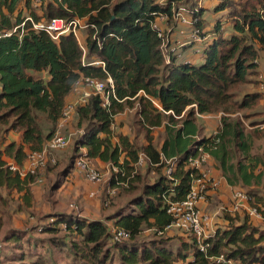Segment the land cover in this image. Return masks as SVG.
I'll list each match as a JSON object with an SVG mask.
<instances>
[{
    "label": "trees",
    "instance_id": "obj_1",
    "mask_svg": "<svg viewBox=\"0 0 264 264\" xmlns=\"http://www.w3.org/2000/svg\"><path fill=\"white\" fill-rule=\"evenodd\" d=\"M18 1L0 0V28L21 23L20 17L15 23L8 17ZM179 1L160 5L157 0H42L39 10L44 19L84 20L88 25L81 31L85 52L73 34L54 41L44 32L29 31L21 41L17 36L0 39V202L18 196L25 207L30 206L35 177H20L8 164L22 167L28 153L41 151L81 77L111 78L115 98L107 110L101 108L98 96L77 107L75 127L84 134L74 151L84 150L88 160L116 167L119 181H124L122 172L131 173L140 152L150 159L153 166L149 167L156 173L150 182L139 175L129 180L130 188L124 192L131 198L125 208L104 220L46 215L45 221L52 222L47 220L40 233L47 240L10 231L2 238L11 249L6 262L7 258L9 263L56 264L49 258L52 245L65 264H217L213 259L221 255L238 264H264V225L255 227L245 215L242 219L226 216L223 224L227 225L205 240V252L185 232L165 231L172 222L169 206L185 200L190 191L187 163L199 148L214 158L228 185L240 186L260 202L255 188H264V155H249L253 132L240 117H231L240 113L242 120L249 121L264 102L257 62L264 52V0H220L214 11H228L230 34L223 37L224 32L216 27L218 35L205 50L202 63L173 66L165 63L161 40L151 24L157 14L171 17L172 4ZM31 15L41 20L34 10ZM83 58L103 62L104 69L83 66ZM32 74H44L47 79ZM135 103L140 107L144 135L141 147L129 136L113 133L116 114ZM215 114H221L218 131L201 138L198 116ZM163 122L159 146L150 130ZM260 123L253 121L249 126ZM12 134H18L17 141ZM195 136L200 139L195 141ZM162 158L177 159L171 179L162 173ZM111 182L113 186L114 178ZM111 227L123 230L127 239L114 241ZM147 230L152 231L151 237L142 238ZM5 261L2 256L0 264Z\"/></svg>",
    "mask_w": 264,
    "mask_h": 264
},
{
    "label": "built area",
    "instance_id": "obj_2",
    "mask_svg": "<svg viewBox=\"0 0 264 264\" xmlns=\"http://www.w3.org/2000/svg\"><path fill=\"white\" fill-rule=\"evenodd\" d=\"M9 1V0H8ZM29 3L32 9L39 10L42 0H25ZM166 0H159L160 5H165ZM201 5L198 7H191L188 9L182 4H172L171 17L165 14H157L155 20L151 24L152 29L156 32L158 38L161 40L160 50L166 64L177 66L180 64H192L189 60H181V51L184 48L193 46L194 44L201 45L200 48L195 50L196 53L204 56L205 50L213 42H211L210 36L206 35L202 30L201 23ZM200 13V14H199ZM199 14V16H198ZM37 16L41 20L33 19L30 12L28 16L23 17L21 23L13 26L12 28L2 29L0 28V39L11 36H17L21 41L29 31L44 32L52 40L58 41L61 36L67 34H73L78 44L85 52L82 44L80 33L85 30L88 25L85 24L83 19L73 18L69 20L51 18L44 19L41 13ZM164 23V26L161 24ZM200 26V27H199ZM174 28H177V32L180 36L186 37L183 40H178L172 37ZM205 34V35H204ZM258 65L259 61L257 60ZM83 66H97L104 69V63L94 60L92 62H85L82 59ZM260 87L264 88L263 76H259ZM74 95V100L67 103L63 110L61 118L59 119L53 136L45 142L39 152H30L26 156L25 164L22 167H18L13 163L8 164L10 171L17 172L20 177L26 175H35L41 168L44 167V158L46 154L55 153L65 150L72 137L79 132L66 133L70 131L68 129V123L76 115L77 107L85 106L91 97L98 96L101 100L100 106L103 109L110 107V100L115 98L114 84L111 78L101 81L91 77H81L71 90ZM140 95V93L138 94ZM134 99V98H133ZM154 106L161 110L159 104L152 100ZM139 109V104L135 103L134 106ZM166 115L170 112H165ZM200 116V115H199ZM198 116V117H199ZM221 116V114H220ZM264 120V110H263ZM258 129H264V123L257 126ZM83 130L80 131V137L83 136ZM202 138V137H201ZM195 141H198L200 137H193ZM196 148V146H194ZM198 154L195 157L189 159L187 168L191 171V186L190 191L187 194L185 200L181 202L172 203L169 206L168 213L172 217V222L165 228V231L180 230L193 237L197 241L198 248L201 252H205L207 245L205 240L211 238L215 234L213 230V217L201 211L200 203L206 199V196L211 193H216L220 188V180L218 181L213 176V170L210 162V155L204 152L201 148L197 149ZM85 152L75 158L74 166L75 170L92 185H100L103 181L100 171L94 169L85 157ZM176 158L165 160L162 158L164 167L162 173L169 179H171L172 171L176 165ZM113 171L112 178H114V184L118 187H125L129 180L133 179L137 175V170L144 166H153L150 159L143 153L138 154L137 161L133 164V170L130 174L122 172L120 176L124 177V181H119V171L116 167L107 164ZM111 182V181H110ZM230 206L228 208L229 215L232 214H244L252 221H260L264 223V204H254L253 198L244 191L237 189L232 190L230 195ZM52 219H48L47 223H51ZM45 224V223H44ZM112 238L116 242H122L127 239L128 234L123 230L115 229L111 227ZM42 227L38 228L41 231ZM3 250L2 244H0V259L2 258L1 252ZM217 264H238L225 258L224 256H218L213 259Z\"/></svg>",
    "mask_w": 264,
    "mask_h": 264
},
{
    "label": "rangeland",
    "instance_id": "obj_3",
    "mask_svg": "<svg viewBox=\"0 0 264 264\" xmlns=\"http://www.w3.org/2000/svg\"><path fill=\"white\" fill-rule=\"evenodd\" d=\"M200 1L202 0H180L179 3L190 9L193 6L198 7V4L202 5ZM208 4L209 9H203V12H208L207 18L209 19L211 16H213V9L211 8H213L215 5L212 3V0H208ZM23 9H26L25 2L20 0L16 4L14 11L8 15L9 20L12 23H15L18 17L22 19L23 17L28 16V12L24 11ZM225 24L223 25V28H225L224 26H227ZM228 34H230L229 28H225L223 37H226ZM84 60L85 62H92L87 61L86 58H84ZM37 77H39V75H37ZM263 110L264 104H262V106L253 113V117L249 121L242 120L240 113L235 114L234 118L240 117V120L243 122L245 127L246 125L249 126L253 121L263 123ZM138 111L139 108L136 105L132 107L127 106L122 110V112L116 114L113 123V133L115 135L117 133L125 134L124 132H128L131 134V136H134L133 141L141 147L144 143V135L139 124L140 117L138 116ZM165 124L166 122H163L161 127L150 130L151 134L155 138L156 144L159 146L164 137L163 126ZM75 125L76 115L73 116V120L71 121V128L74 132H79L74 136V138L72 137V141L70 142L69 146L63 151L46 154L43 161L44 167L41 168L35 175H33L36 180L35 183L31 185L33 200L31 201L30 206L25 207L24 202L20 201L18 196L12 201L4 202V200H2L0 202V244L3 246L1 255L4 257V261L5 257L11 255V249L2 243V238H4L7 233L10 234V231L24 232L26 235L28 234L29 237L35 236L34 238H43L47 240L48 237L45 234L40 233L38 230V228L43 226L48 220L47 219L45 221L46 215L65 213L70 215L73 214L80 218L86 217L88 219L104 220L110 214H113L119 209L125 208L127 202L131 198L130 195H126L124 192L125 189L128 190L130 188L129 185L125 187H118L114 184L112 186L113 183L110 181L112 179L113 171L109 166H107V164L105 166H101L97 164L98 162L95 160H88L89 164L102 174L103 181L100 185L96 186L86 181L75 170V158L84 153V150L80 149H78L77 153L74 151V148L77 147L75 143L80 137V131H82V129H77ZM143 125L148 127L145 123H143ZM251 131L253 132L252 140L254 144L252 153L262 155L264 152L263 134L260 133V131ZM66 133H72V131H68ZM204 134L205 133L202 132L200 136L206 137ZM10 137L17 138L18 134H12ZM112 139L113 143L117 142L116 137ZM214 168H216V165L212 166L213 170H215ZM137 175L140 176L141 180H146V182H150L156 177L154 167L149 166L139 168L137 170ZM215 178L219 181L220 177L215 176ZM138 185L139 184L137 183L135 186ZM234 188L246 192L245 189H242L238 185ZM255 189H257L255 191L259 193V198L264 202V188L259 186ZM91 192L93 196H90ZM228 192V194H224L223 199H221L219 195H215L214 198L210 200V202H206V199H204L203 202L207 204L202 206L200 205L199 207L202 212L213 217V222L216 221V224L213 226V230L215 231L219 227H225L227 225V223L223 224V220L226 216H229L227 210L230 206V201L228 198L231 191ZM1 194L2 196L5 195L4 192ZM263 202L253 198L254 204L263 205ZM235 215V218H237V215H239L238 217L240 219L244 217V214ZM253 225L255 227H260L264 224L254 222ZM33 228H36L34 229L35 233L30 234L32 233L30 230ZM151 234L152 231L147 230L143 232L142 238L151 237ZM178 234L181 235L180 233ZM187 236V238L190 237L188 234ZM48 243H46L47 250L50 249L48 247ZM51 247L52 252L49 255L50 260L56 264H65L62 259V255L58 254L55 247L52 245ZM6 260L7 262L5 261V264H10L11 262L12 264H19L13 260L9 263L7 258ZM24 261L29 262V259L26 258Z\"/></svg>",
    "mask_w": 264,
    "mask_h": 264
},
{
    "label": "crops",
    "instance_id": "obj_4",
    "mask_svg": "<svg viewBox=\"0 0 264 264\" xmlns=\"http://www.w3.org/2000/svg\"><path fill=\"white\" fill-rule=\"evenodd\" d=\"M22 1L25 2V0H22ZM219 1L220 0H212V3H214V5L216 6L219 3ZM157 2L159 3V0H157ZM200 3L203 5V6L201 5L202 9H200L201 10V23H202L201 28H202V30L204 31V33L206 35L210 36L209 38L211 39V42H212V40L215 39L216 36L218 35V32H224L225 28H229L230 18L227 15L228 11L215 13V11H214L215 6H214L213 8H211V9H213V14H212L213 16H211L208 19L207 18L208 12L207 11L203 12V9H209L208 0H202V1H200ZM25 6H26V9H23V10L27 11L28 13L30 12V15L32 13V10H34V13L36 14V16H37L38 13H41V15L43 16V12H41L40 10L32 9V7H31V5L29 3L26 4V2H25ZM225 16H226V18H225ZM37 17H39V16H37ZM222 20H223V22H222ZM161 24L164 26V23H161ZM224 24L227 25V26H224L225 28H223ZM216 27H218V29H219L218 32L216 30ZM172 37L176 38L178 40H183V39L186 38V37H182V36H180L178 34L177 28H174L173 33H172ZM80 38H81V41H82L81 44H83L84 38L81 35V33H80ZM197 46H198V48L201 47V45L194 44L191 47L184 48L181 51V55H182L181 60H189L192 64H196V65L202 63L203 60H204V56H202L201 54L196 53L195 50L197 49ZM258 61H259L258 72H259L260 75L263 76V79H264V52H262L260 54V56L258 58ZM32 75L37 77L36 74H32ZM39 77L47 79V77L44 74L39 75ZM249 89H251V88H249ZM259 89H260L261 93L263 94V98H264V88L262 89L261 87H259ZM69 96H70V99H69V101L67 103H70V102H72L74 100V95L72 94V92L70 93ZM262 104H264V102ZM231 117L234 118V116H231ZM220 118H221L220 114L199 116L197 118V123H198V127L201 129V133L204 132L205 133L204 135L206 137H209V136L215 134L218 131L219 127H220ZM72 120H73V118L68 123V129L70 131H72V128H71V121ZM260 124H262V123H260ZM258 125L254 126V127H251V128H250V126L246 125V129L248 131L249 130L251 131V130H254V129H258L257 128ZM258 130L259 131H264V129H262V130L258 129ZM124 133H125L124 135L129 136L130 137L129 139L133 141L134 136H131V134H129L128 132H124ZM13 139L15 141H17L16 140L17 138H13ZM253 148H254V144L251 145V149H250L249 155H251V156L254 155L256 157H260V156L264 155V152H263L262 155L261 154H253L252 153ZM95 161L98 162L97 164H99L101 166H105L106 165V164H103V163H101V162H99L97 160H95ZM209 164H211V166H213V165L217 166V162L212 157H210ZM214 169L215 170L212 169L213 170V176L214 177L215 176L216 177H220L219 178V180H220V188H219V190L216 193H211L210 195L208 194V196H206V202H210V200L213 199L215 195H219L221 197V199H223L224 198V194H228L229 193L228 191L232 192V190L236 189V188H234L235 186H230V185L227 184L226 180L222 176V173L220 171L218 172L217 168H214ZM230 195H231V193H230ZM90 196H93L92 192L90 193ZM228 199H230V196H229ZM204 204H207V203H204V202L200 203L201 206L204 205ZM83 218H86V217H83ZM92 218H94V217H92ZM93 220H98V219H93ZM255 222L263 223V222H260V221H255ZM214 224H216V221H214L213 226H214Z\"/></svg>",
    "mask_w": 264,
    "mask_h": 264
},
{
    "label": "water",
    "instance_id": "obj_5",
    "mask_svg": "<svg viewBox=\"0 0 264 264\" xmlns=\"http://www.w3.org/2000/svg\"><path fill=\"white\" fill-rule=\"evenodd\" d=\"M25 37H27V36H25Z\"/></svg>",
    "mask_w": 264,
    "mask_h": 264
}]
</instances>
